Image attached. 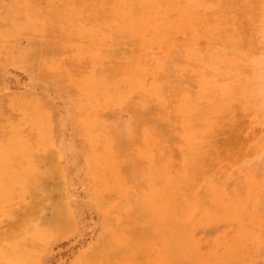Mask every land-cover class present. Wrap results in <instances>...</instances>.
<instances>
[{"label":"rangeland","instance_id":"374dc122","mask_svg":"<svg viewBox=\"0 0 264 264\" xmlns=\"http://www.w3.org/2000/svg\"><path fill=\"white\" fill-rule=\"evenodd\" d=\"M0 264H264V0H0Z\"/></svg>","mask_w":264,"mask_h":264},{"label":"bare ground","instance_id":"6f19581e","mask_svg":"<svg viewBox=\"0 0 264 264\" xmlns=\"http://www.w3.org/2000/svg\"><path fill=\"white\" fill-rule=\"evenodd\" d=\"M47 44H48L49 46H52V45H51L52 42H48ZM16 47H17V46H16ZM18 48H19V47H18ZM14 49H15V48H14ZM15 50H16V49H15ZM46 88H47V86H46ZM30 109H31V108H30ZM129 125H130V124H126L125 126L128 127ZM120 136H121V134H120ZM123 138H124V139H123ZM121 139L124 140V141H128V137H127V135H126L125 137H122V136H121ZM14 143H15V142H14ZM35 162H36V161H35ZM90 184H91V183H90V181L88 180L86 186L89 187Z\"/></svg>","mask_w":264,"mask_h":264}]
</instances>
